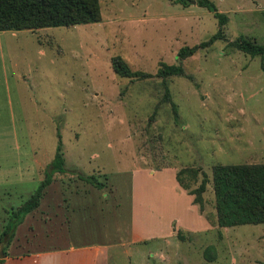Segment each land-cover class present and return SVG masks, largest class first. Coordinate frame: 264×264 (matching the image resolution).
<instances>
[{
	"label": "rangeland",
	"instance_id": "1",
	"mask_svg": "<svg viewBox=\"0 0 264 264\" xmlns=\"http://www.w3.org/2000/svg\"><path fill=\"white\" fill-rule=\"evenodd\" d=\"M192 1L183 8L168 0H98V23L0 33V225L37 189L44 178L37 166L49 164L60 143L66 177L94 175L112 186L92 223L99 240L116 242L111 252H147V264H264V225L219 228L211 184L216 165H264V55L228 46L240 36L264 44V0H210L228 17L224 39L184 60V76L137 81L111 68L119 57L155 75L161 63H178L180 48L206 42L217 21ZM147 164L169 169L137 194L146 204L132 205V217L131 177ZM182 169L197 170L196 184L182 177L190 189L203 173L209 179L202 213L176 187ZM139 210L150 230L134 222ZM156 223L164 230L172 223L180 239L119 246L134 232L146 239ZM209 247L210 262L203 256ZM166 253L169 260H161ZM131 264L140 262L134 256Z\"/></svg>",
	"mask_w": 264,
	"mask_h": 264
},
{
	"label": "trees",
	"instance_id": "2",
	"mask_svg": "<svg viewBox=\"0 0 264 264\" xmlns=\"http://www.w3.org/2000/svg\"><path fill=\"white\" fill-rule=\"evenodd\" d=\"M187 8L192 0H168ZM196 5L210 12L217 21V32L206 42L193 47H182L177 52L176 65L161 63L155 75L141 71H133L119 57L112 58L113 72L122 78L130 80H146L153 76L163 81L171 77L184 76L182 62L195 55L199 50L208 49L215 41L223 40V27L228 22V17L218 12L210 0H196ZM100 21L98 0H0V32L34 31L43 28L73 27L88 25ZM228 46L250 57L263 56L264 44H257L254 39L238 37L228 43ZM164 99L168 98V89L164 83ZM173 111L176 114L175 109ZM65 159L61 144L58 143L54 157L45 171V178L37 189L21 205L8 213L0 230V264L8 256V248L15 236V230L26 215L35 211L43 197L44 190L53 180L55 174H65ZM188 174L190 181L196 184L197 170L182 169L176 173L178 185L193 196V204L203 212L202 195L209 182L203 173L199 187L190 189L184 183V174ZM77 178L96 189H102L105 184L94 175L77 174ZM211 184L216 210V225L219 228H231L242 225H264V165H216L212 168ZM179 239L180 236L178 235ZM206 249L203 253L206 261H213Z\"/></svg>",
	"mask_w": 264,
	"mask_h": 264
},
{
	"label": "crops",
	"instance_id": "3",
	"mask_svg": "<svg viewBox=\"0 0 264 264\" xmlns=\"http://www.w3.org/2000/svg\"><path fill=\"white\" fill-rule=\"evenodd\" d=\"M6 110L9 118L7 128L15 132V121L11 109ZM3 114H5L4 111ZM2 115H0V132H3L5 128ZM2 141L1 139L0 146L3 145ZM12 144L15 145V140L12 141ZM49 164H38L37 166V171L44 173V178ZM152 167L151 164L138 167L131 177V200L129 204L132 217V205L141 208L146 204V202L136 198L137 194L144 190V185L152 186V182H156L160 175L169 169L166 164L155 166V169ZM66 175L55 174L53 176L52 182L44 190L39 207L26 215L23 222L17 226L15 236L7 250L8 256L4 258L1 264H131L134 256L140 264H147L149 261L147 252L133 253L124 250L120 253L111 252L110 249L116 246L113 238L108 237L104 242L99 240L101 231L95 229L92 223L98 212L96 205L100 203L99 211H103L101 206H107L112 197V186L108 184L107 180L105 178L101 180L105 187L99 190L78 178L66 177ZM44 178H40L39 184ZM58 181L62 186L57 190L52 189ZM176 187L187 194L177 181ZM50 189L52 190L51 195H49ZM65 193H70V198H65ZM56 196H61V199L54 201L53 197ZM142 212L143 210L135 212L136 220L134 222L140 221ZM139 224L149 230L151 228V223L145 218ZM2 225H0V230ZM171 225L172 223L164 230L163 224L159 226L156 223L155 230L146 239V235L135 234L134 232L129 242H122L119 246L130 248L152 240L163 241L165 245H169L170 241L178 239L177 234L179 233L178 230L171 229ZM91 237H96V239L93 240ZM157 250L161 252V248ZM160 257L163 261L169 260L167 253L160 255ZM152 262V264H159L154 260Z\"/></svg>",
	"mask_w": 264,
	"mask_h": 264
},
{
	"label": "water",
	"instance_id": "4",
	"mask_svg": "<svg viewBox=\"0 0 264 264\" xmlns=\"http://www.w3.org/2000/svg\"><path fill=\"white\" fill-rule=\"evenodd\" d=\"M192 3H194V2H192Z\"/></svg>",
	"mask_w": 264,
	"mask_h": 264
}]
</instances>
